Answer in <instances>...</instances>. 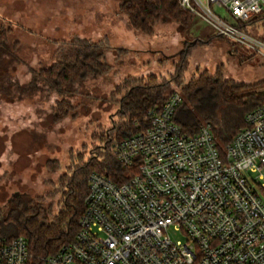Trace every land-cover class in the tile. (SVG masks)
I'll return each instance as SVG.
<instances>
[{
  "label": "built area",
  "instance_id": "obj_1",
  "mask_svg": "<svg viewBox=\"0 0 264 264\" xmlns=\"http://www.w3.org/2000/svg\"><path fill=\"white\" fill-rule=\"evenodd\" d=\"M221 38L264 58L250 22L264 0H178ZM230 13V24L220 11ZM169 94L113 145L119 171L92 172L75 239L40 264H264V105L220 149L210 123L187 134ZM171 227L185 241H174ZM27 240L0 232V264H27Z\"/></svg>",
  "mask_w": 264,
  "mask_h": 264
},
{
  "label": "rangeland",
  "instance_id": "obj_2",
  "mask_svg": "<svg viewBox=\"0 0 264 264\" xmlns=\"http://www.w3.org/2000/svg\"><path fill=\"white\" fill-rule=\"evenodd\" d=\"M120 0H0V27L18 60L10 68L16 86L0 81V210L18 195H29L54 212L74 169L99 156L110 131L120 121L119 104L128 79L156 77L177 83L221 66L223 76L245 84L264 78V58L221 38L199 18L185 30L175 23H159L150 37L132 31L119 13ZM230 24L234 19L220 11ZM252 30V31H251ZM263 38L264 14L250 29ZM100 46L106 70L90 74L68 88L67 112L62 97L42 83L31 82L32 70L48 67L74 41ZM193 43L186 70L177 78L178 52ZM63 47V48H62ZM7 55L5 56V58ZM4 79V78H3ZM2 83L4 85H2ZM11 91V90H10ZM169 93V91H168ZM117 123V124H116ZM174 241H185L177 227Z\"/></svg>",
  "mask_w": 264,
  "mask_h": 264
},
{
  "label": "trees",
  "instance_id": "obj_3",
  "mask_svg": "<svg viewBox=\"0 0 264 264\" xmlns=\"http://www.w3.org/2000/svg\"><path fill=\"white\" fill-rule=\"evenodd\" d=\"M118 9L132 31L147 37L155 35L159 23H175L179 29L185 30L194 18L179 6L178 0H120ZM261 18L250 23L255 24ZM8 34V29L0 27V79L10 84L6 87L7 95L12 92L11 86H16L11 80L10 68L18 60ZM193 46V43L186 42V49L177 57V78L186 70L187 56ZM106 67L99 45L74 41L69 43L61 59L48 67L32 70L33 78L26 88L42 83L62 97L57 103L64 108L68 106L63 97L68 94V88L90 74H103ZM155 79L150 75L146 81L128 79L123 84L121 90L124 92L118 100L120 121L110 130L112 139L101 147L99 156L74 169L58 201L57 212L43 205L39 198L26 194L18 195L0 210L1 234L8 240L19 236L27 240L31 255L27 264H40L41 257L57 252L75 239L85 208L88 176L92 172H108L117 178L120 168L113 154V145L137 130L136 124L142 123L147 111L161 105L172 93L171 81L157 83ZM177 85L183 101L176 111V123L187 134H194L200 126L210 123L220 149L245 127V115L264 105V78L252 84L236 82L224 78L221 66L213 73L204 71L187 83L180 81ZM67 109L64 108L66 111L63 112ZM261 194L264 198V190Z\"/></svg>",
  "mask_w": 264,
  "mask_h": 264
},
{
  "label": "flooded vegetation",
  "instance_id": "obj_4",
  "mask_svg": "<svg viewBox=\"0 0 264 264\" xmlns=\"http://www.w3.org/2000/svg\"><path fill=\"white\" fill-rule=\"evenodd\" d=\"M185 46V45H184ZM183 50H181L180 52L177 53L178 56L176 57H180L181 56V53H182Z\"/></svg>",
  "mask_w": 264,
  "mask_h": 264
}]
</instances>
